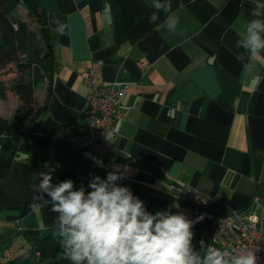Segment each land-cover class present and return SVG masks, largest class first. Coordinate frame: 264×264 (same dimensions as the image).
Here are the masks:
<instances>
[{"label": "crops", "instance_id": "obj_1", "mask_svg": "<svg viewBox=\"0 0 264 264\" xmlns=\"http://www.w3.org/2000/svg\"><path fill=\"white\" fill-rule=\"evenodd\" d=\"M42 3L55 63L32 147L54 169L53 185L70 179L76 189L91 191L95 176L106 180L119 165L125 175L116 183L130 188L151 214L190 219V205L169 191L175 182L226 209L264 215V50L254 53L243 43L248 25L264 22V0H165L171 4L166 19L137 42L121 45L107 0ZM169 17L179 21L175 30ZM90 69L102 84L125 87V118L109 133L105 156L93 155L84 143V107L92 90L84 73ZM35 95L44 101L46 88ZM30 170L21 155L0 178V264L22 260L39 239L58 231L51 197L32 182ZM202 213L210 226L214 215ZM191 231L190 254L203 261L209 233L195 237L200 228L194 225ZM55 239L61 253L62 237Z\"/></svg>", "mask_w": 264, "mask_h": 264}, {"label": "clouds", "instance_id": "obj_2", "mask_svg": "<svg viewBox=\"0 0 264 264\" xmlns=\"http://www.w3.org/2000/svg\"><path fill=\"white\" fill-rule=\"evenodd\" d=\"M156 8L169 11L171 4H157ZM178 23L177 18L169 17V29L175 30ZM260 32H264V22L252 21L244 47L254 53L264 50ZM93 159L102 165L99 158ZM120 169L114 165L106 180L95 176L87 192L83 186L76 189L70 179L53 185L54 169L41 173L40 189L51 197V210L58 213V231L53 235L62 237L65 259L75 264H226L219 250L210 248L203 261L190 254L194 222L183 213H149L130 188L116 183L125 175ZM39 199L43 201V197ZM232 264H257V256L249 250L246 255L232 257Z\"/></svg>", "mask_w": 264, "mask_h": 264}, {"label": "trees", "instance_id": "obj_3", "mask_svg": "<svg viewBox=\"0 0 264 264\" xmlns=\"http://www.w3.org/2000/svg\"><path fill=\"white\" fill-rule=\"evenodd\" d=\"M107 1L113 14L118 45L137 42L167 17V11L156 8L157 4L165 5V0ZM20 4L37 16L40 22L37 32L30 31L26 22L17 19L15 12ZM153 13H156L154 20ZM12 62L18 66V76L10 83L6 79L9 74L6 67ZM54 63V44L42 0H0V100L7 101L9 92H14L21 100L11 118L0 115V178L7 176L12 162L21 155L27 156L31 163L34 184L40 185L41 173L49 172L41 156L35 153L32 138L38 120L47 111ZM40 88H46L44 101H39L35 95ZM63 253L64 249L60 253L55 237L48 233L24 253L22 260L7 264L30 263L32 259L36 264H75L71 259H65Z\"/></svg>", "mask_w": 264, "mask_h": 264}, {"label": "built area", "instance_id": "obj_4", "mask_svg": "<svg viewBox=\"0 0 264 264\" xmlns=\"http://www.w3.org/2000/svg\"><path fill=\"white\" fill-rule=\"evenodd\" d=\"M146 61L141 63L145 67ZM87 82L92 86L87 95L84 107V118L87 130L84 143L95 156H105L110 151L108 143L109 133L115 130L118 121L124 119V112L120 108L121 97L125 87L117 83H101L98 81L94 69L84 73ZM175 190L186 200L192 210L189 220L200 228L195 237H204L209 233L208 248L219 250L224 259H232L246 255L249 250L255 252L257 264H264V220L256 214L244 217L236 210L224 212L212 207L215 222L209 227L205 224L197 208H205L211 204L209 198L201 196L194 188L184 186Z\"/></svg>", "mask_w": 264, "mask_h": 264}, {"label": "rangeland", "instance_id": "obj_5", "mask_svg": "<svg viewBox=\"0 0 264 264\" xmlns=\"http://www.w3.org/2000/svg\"><path fill=\"white\" fill-rule=\"evenodd\" d=\"M15 14L18 20H22L27 23L30 31L34 33L38 31V28L40 27V22L37 20L36 15L30 14L28 8L25 5L23 4L18 5L16 8ZM15 26H18V25L15 24ZM38 39H39V36H38ZM145 66H147V63L145 64ZM17 67L18 66L16 65V62H12L6 67V71L9 72L8 76L6 77L8 82L10 83L13 82L18 76ZM9 95H10V98L7 101L6 100L0 101V115L5 118L6 116H10L11 114H13L12 112L15 111V109L19 105L17 102L18 99L15 96L17 94H15L14 92H9Z\"/></svg>", "mask_w": 264, "mask_h": 264}, {"label": "bare ground", "instance_id": "obj_6", "mask_svg": "<svg viewBox=\"0 0 264 264\" xmlns=\"http://www.w3.org/2000/svg\"><path fill=\"white\" fill-rule=\"evenodd\" d=\"M125 115V114H124ZM125 118V117H124ZM184 186H189V185H186V184H183V185H181V184H179V183H175V182H173V183H171L170 185H169V191H170V193L171 194H173V195H175V196H178V197H180L181 199H183L184 201H186L176 190H175V188H181V187H184ZM191 187V186H190ZM193 188V187H192ZM195 189V188H194ZM201 196H203V197H206V198H209L212 202H211V204L209 205V206H207V207H205V208H197V210H198V213H199V215L202 217V218H204V219H206V222H205V224H210V222H209V220L203 215V211H206V212H211L210 211V209L212 208V207H217V208H219V209H221V210H223L224 212L226 211V212H229V211H231V210H236V209H226V208H224V207H222L220 204H218L214 199H212L211 197H209V196H206V195H204V194H202L201 192H199L197 189H195ZM236 211H238L239 213H241V215L242 216H244V217H247V216H249V215H251V214H256V215H258L259 217H261L262 218V220H264V215H259V214H257V213H254V212H249V213H244L243 211H240V210H236ZM212 213V212H211ZM213 223L209 226V227H211L213 224H214V222H215V219H213V221H212ZM197 235V234H196ZM195 235V236H196ZM227 259V258H226ZM229 260H232V259H229Z\"/></svg>", "mask_w": 264, "mask_h": 264}]
</instances>
